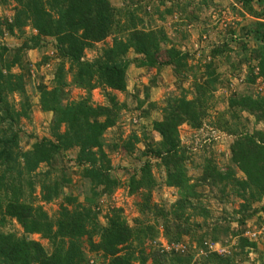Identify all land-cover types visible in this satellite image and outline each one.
<instances>
[{
	"label": "trees",
	"instance_id": "trees-1",
	"mask_svg": "<svg viewBox=\"0 0 264 264\" xmlns=\"http://www.w3.org/2000/svg\"><path fill=\"white\" fill-rule=\"evenodd\" d=\"M201 2L208 4V0ZM9 3L15 4V13L10 20L3 22L5 30L11 35L25 34L24 29L30 27L36 33L26 39L10 61L5 60L9 50L0 45V264H90L85 242L92 253L102 257V264H149V260L152 264H192L193 254L183 257L146 253L144 245L156 240L160 234L155 225L138 222L136 228H129L122 211L112 210L104 226L99 222L96 209L102 195L100 188L104 187V191L111 194L119 186V181L109 175L111 161L106 152L105 135L117 126L120 112L126 109V105L119 104L113 92H127L131 65L188 71L191 70L189 56L172 47L163 57L162 45L168 42L163 28H140L134 10L117 8L110 0H0L1 6ZM237 3L256 19L264 16L253 9L254 4L264 5V0H237ZM179 11L186 12V8L177 0L168 7L166 14L173 16ZM156 12L163 19L162 13ZM195 19L193 15L189 21ZM259 30L250 32L258 37ZM0 34H3L2 30ZM110 38L111 44L105 46L99 56L92 61L85 59L87 51ZM44 39H54L56 56L60 60L53 87L50 90L43 88L39 95L40 109L53 115L50 138L24 150L21 148V121L31 119L32 105L24 73L14 74L12 69L22 67L27 71L22 54L41 49ZM256 39L264 43V31L261 38ZM132 51L138 58L129 59ZM222 53L223 50H215L213 55ZM255 59L258 60V74L249 76L250 85H254L258 78H264V46L256 52ZM68 75L71 81H68ZM203 76L205 81L202 84L196 82L194 99L175 98L162 108V119L153 122V130L161 140L152 144L145 135L146 149L142 155L151 161L144 162L138 176L132 177L130 182L132 193L140 190L146 193L140 212L143 215L151 213L162 221L164 236L170 243L183 242L185 237H192L197 229L203 230L207 225L206 222H192L197 216L203 217L204 221L210 217L200 188L217 189V199L221 203L229 202L231 196L243 200L236 215L244 220L252 207L264 198V131L235 136L226 169L221 170L213 158H209L202 166V175L192 183L188 170L190 151L181 146L179 128L188 124L201 129L208 118L219 76L211 64L206 65ZM71 87L85 91L86 97L65 103L64 92ZM96 89H103L107 105L93 104L92 92ZM15 95L21 99L18 106L12 100ZM244 112L253 116L256 123H264V96L234 94L228 99L227 111L220 114L216 129L233 131L225 116L231 115L232 121L240 120ZM138 142L134 136L124 147L134 151ZM117 146L114 143L111 148L117 149ZM73 150H77L76 166L90 185L84 204L79 203L78 197L64 193L72 184L67 173L63 172L55 179L51 176L53 164ZM152 160H156L165 173L164 185L178 191V199L169 210L151 202L152 193L158 186L152 173ZM43 166L50 169L42 173ZM236 169L244 179L237 178ZM38 187L43 203L63 201L57 216L51 217L44 207L35 204ZM14 221L22 229L20 236L5 230L8 223ZM215 225L213 232L216 236L211 237L214 243L220 241L221 234L229 233V227L222 228L220 223ZM33 235L47 240L52 252L31 239ZM234 235L240 237V231ZM206 236L207 233L198 240L200 246ZM256 247V243L240 237L237 247L240 253L234 252L230 256L214 253L203 258L202 263L240 264L237 257L245 255L246 249Z\"/></svg>",
	"mask_w": 264,
	"mask_h": 264
},
{
	"label": "rangeland",
	"instance_id": "rangeland-1",
	"mask_svg": "<svg viewBox=\"0 0 264 264\" xmlns=\"http://www.w3.org/2000/svg\"><path fill=\"white\" fill-rule=\"evenodd\" d=\"M201 1L203 0H180L181 5L186 8V12L179 11L180 13L170 16L166 14V10L177 0H110L117 8L134 10L138 15L140 28H163L168 42L162 45V56H166L167 51L175 47L189 56L188 66L191 67V70L177 72L172 67L150 69L131 65L127 76V92H113L119 104L126 105V109L120 112L117 126L110 129L105 135L106 152L111 161L109 175L119 181V186L111 194L106 193L104 187L100 188L102 195L96 204L97 214L100 224L104 226L107 223V217L112 214V210L122 211L121 215L129 228H136L138 222L155 225L160 234L156 240L144 245L147 254L159 252L164 256L174 254L183 257L193 254L192 264H204L202 263L203 258L199 257L198 253L206 245L216 244L217 247L225 249L226 253L221 256H230L234 252L240 253V249H237L239 238L244 237L256 243L257 247L246 249V254L238 256L237 261L240 264H264V198L252 207L249 216L244 220L242 216L236 215V211L244 203L243 200L231 196L228 199L229 202L221 203L217 199L219 196L217 189L211 190L208 186L200 188L199 191L204 194L203 201L210 212V217L205 221L201 216L192 219V222L201 224L206 222L207 225L203 230L197 229L196 234H193L192 237H185L183 242H177L185 247V253H179L167 251L166 246L175 244V242L170 243L166 240L162 221L155 219L151 213L143 215L140 212V206L143 205L146 195L145 191L131 192V178L138 176L139 169L144 162L150 160L142 155L146 149V136L152 144L161 140L158 133L153 130V122L162 119V108L171 100L182 97H186L188 100L194 99L196 82L202 84L205 81L203 74L208 64L213 65L219 76V86L213 92L208 118L204 120L201 129H194L188 124L179 128L181 146L190 151L188 170L192 183L202 175V166L209 158H213L221 170L226 169V165L230 163V148L235 136L264 131V123H256L255 118L246 112L241 113L240 120L232 121L231 115L225 116V119L230 120L233 131L220 132L221 130L216 129L220 114L227 111L228 99L234 94L264 96V78H258L254 85H250L247 81L252 74H258L256 52L264 46V43L256 38H261L263 35L264 16L261 19H256L255 16L246 13L238 5L237 0H208L207 5ZM162 2L166 4L162 5ZM14 7V3L0 5V30L3 32L0 34V45L9 50L5 59L8 61L13 58L15 51L23 45L26 39L36 33L30 27L24 29L25 34L11 35L5 30L3 22L14 16ZM253 9L256 13L264 14V5L261 3L254 4ZM156 11L162 13L163 19ZM193 15L196 19L191 22L189 19ZM257 29H260L258 37L250 32ZM111 42L110 38L97 45L94 50L87 51L85 59L92 61ZM215 50H223V53L214 56ZM22 56L27 71L22 67H15L12 72L14 74L24 73L26 90L32 105L31 119L21 121V148L30 150L34 143L44 138H50L53 115L44 113L40 109L39 95L43 88L50 90L53 87L60 60L56 56L54 39H44L41 49L25 51ZM136 58L138 56L133 51L129 53V59ZM253 67H256L254 71ZM68 68L67 64L66 69ZM68 81H71L70 75H68ZM86 95L85 91L71 87L64 92V102L77 101ZM12 100L17 106L21 102L17 95ZM92 101L94 105H107L103 89H96L92 92ZM134 136L139 142L135 143L134 151H128L124 145ZM114 143L118 144L117 149L111 148ZM76 158L77 150L67 152L59 162L56 161L53 164L51 176L55 179L60 178L63 172L67 173L68 177L72 179V184L65 188L64 193L78 197L79 203L84 204L90 185L82 178L81 170L76 166ZM152 164L154 166L152 173L158 186L152 193L151 202L160 208L169 210L178 199V191L164 185L165 173L163 169L158 167L156 160H152ZM48 169L50 168L43 166L41 172L46 173ZM236 172L237 178H245L238 169ZM35 196L38 197L35 204L44 207L51 217L57 216L63 202L61 199L52 204L43 203L39 198V187ZM216 223H220L222 228L229 227V233L218 235L220 241L214 243L211 237L216 236V233L213 232ZM207 227L208 229H206ZM5 230L19 236L22 234V229L15 221L8 223ZM236 231H240V237L234 235ZM249 232H257L261 235L256 240L251 239L246 236ZM206 233L205 241L200 246L198 240ZM31 239L40 242L47 251L52 252L51 244L39 235H33ZM84 249L90 264H102V257L98 253H92L86 242ZM148 263L152 264L150 260Z\"/></svg>",
	"mask_w": 264,
	"mask_h": 264
},
{
	"label": "built area",
	"instance_id": "built-area-1",
	"mask_svg": "<svg viewBox=\"0 0 264 264\" xmlns=\"http://www.w3.org/2000/svg\"><path fill=\"white\" fill-rule=\"evenodd\" d=\"M261 234L254 232V233H248L246 236L251 238V239H257ZM218 245L214 244V245H206L205 249H201L199 251V257L201 258H207L210 254H214L217 253L218 255H222L225 254V249L221 248V247H217ZM167 251L169 252H181V253H185V247L183 244L181 243H175L172 245H167Z\"/></svg>",
	"mask_w": 264,
	"mask_h": 264
}]
</instances>
